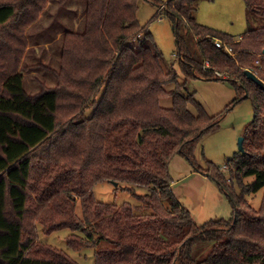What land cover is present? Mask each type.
Returning <instances> with one entry per match:
<instances>
[{
  "label": "trees",
  "instance_id": "16d2710c",
  "mask_svg": "<svg viewBox=\"0 0 264 264\" xmlns=\"http://www.w3.org/2000/svg\"><path fill=\"white\" fill-rule=\"evenodd\" d=\"M140 1L164 6L87 0L84 33L65 37L57 87L30 96L19 73L25 35L48 0H0V264H79L41 241L37 225L44 236L69 230L68 248L93 249L95 264H264V196L258 210L247 199L264 190V89L245 75L250 70L264 83V27L237 39L200 25L195 0L160 8L175 21L186 82H229L238 97L228 109L245 99L254 107L244 151L229 161L240 194L207 162L233 216L198 227L173 190L171 163L180 155L202 172L196 150L224 113L211 116L164 66L155 36L140 25ZM243 1L264 17V0ZM169 97L172 107H162ZM105 182L147 193L136 205L105 204L94 195Z\"/></svg>",
  "mask_w": 264,
  "mask_h": 264
},
{
  "label": "rangeland",
  "instance_id": "374dc122",
  "mask_svg": "<svg viewBox=\"0 0 264 264\" xmlns=\"http://www.w3.org/2000/svg\"><path fill=\"white\" fill-rule=\"evenodd\" d=\"M161 1L165 6L173 0ZM86 7L87 0H48L39 20L26 31L27 47L19 73L23 75L24 89L28 95L40 93L43 87H57L55 73L61 71L65 37L68 33H84ZM161 7L140 1L138 19L140 25L155 36L164 66L179 74L180 83L185 84L184 91L194 94L195 99L211 116L224 113L219 127L206 134L196 150L195 161L204 168L202 172H196L193 165L180 155L171 163L173 190L195 224L202 227L213 221L229 220L233 216V207L227 193L208 177L207 162H212L228 182L232 179L233 185L230 184L229 190L234 192V195H239L241 189L237 180L232 178L234 169L230 167L229 161L241 152L239 139L244 138L246 128L254 119V107L250 99H245L229 110L228 107L238 97V92L229 82L202 78L189 79L186 82L178 57L175 21L166 15V9L160 11ZM193 9V16L200 25L222 31L237 39L251 29L264 27V17L250 11L243 0H195ZM186 33V26L181 23L180 35L186 37ZM132 44L136 45V41ZM161 105L171 108L172 98L163 99ZM92 113L93 109H89L86 115L89 117ZM253 180L254 177H250L245 179V182ZM126 187L128 189H125ZM146 193V189L140 186L115 185L111 182L99 184L94 189V195L99 202L117 206L136 205L137 196ZM263 196L264 190H261L247 199L251 207L258 210ZM37 229L41 235L40 240L45 244L64 250L79 264H95L93 249L75 252L68 248L67 241L71 234L69 230L44 236L40 225H37ZM204 249L202 257H205L209 250Z\"/></svg>",
  "mask_w": 264,
  "mask_h": 264
},
{
  "label": "water",
  "instance_id": "95a60500",
  "mask_svg": "<svg viewBox=\"0 0 264 264\" xmlns=\"http://www.w3.org/2000/svg\"><path fill=\"white\" fill-rule=\"evenodd\" d=\"M245 75L248 77V79L252 80L256 85L264 89V83L252 71L246 70ZM243 142H244V138H240L239 149L241 152L244 151Z\"/></svg>",
  "mask_w": 264,
  "mask_h": 264
},
{
  "label": "built area",
  "instance_id": "2783aa9c",
  "mask_svg": "<svg viewBox=\"0 0 264 264\" xmlns=\"http://www.w3.org/2000/svg\"><path fill=\"white\" fill-rule=\"evenodd\" d=\"M160 20H162V18H161ZM215 44H216V46H217L218 48H224V47H225V50H226L227 52H229L230 54H233V51H232L231 47L226 46L223 42L216 40V41H215ZM205 65H206V67H210V65H209L208 62H207ZM217 76H218V77H222V75H220L219 73H217Z\"/></svg>",
  "mask_w": 264,
  "mask_h": 264
}]
</instances>
